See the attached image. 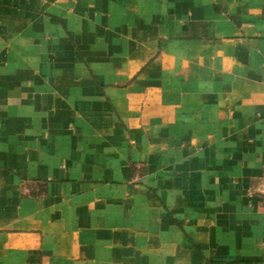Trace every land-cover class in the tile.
<instances>
[{
    "label": "crops",
    "instance_id": "crops-1",
    "mask_svg": "<svg viewBox=\"0 0 264 264\" xmlns=\"http://www.w3.org/2000/svg\"><path fill=\"white\" fill-rule=\"evenodd\" d=\"M0 264H264V0H0Z\"/></svg>",
    "mask_w": 264,
    "mask_h": 264
}]
</instances>
